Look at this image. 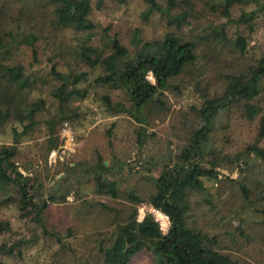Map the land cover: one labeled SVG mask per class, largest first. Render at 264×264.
<instances>
[{
  "label": "rangeland",
  "instance_id": "374dc122",
  "mask_svg": "<svg viewBox=\"0 0 264 264\" xmlns=\"http://www.w3.org/2000/svg\"><path fill=\"white\" fill-rule=\"evenodd\" d=\"M16 1L0 0V6L8 9V16H13L19 8ZM91 4L89 19L98 26L90 41L94 46L103 44V29H108L109 36H117L129 50L132 49L129 40L135 30L144 41L161 39L166 33L174 32L159 14L153 13L148 20H143L146 7L142 0H101L99 5L98 0H91ZM251 11H255L252 4L234 7L232 18L236 20L242 13ZM48 21L37 22L40 36L35 50L40 67L50 60V65H55L59 72L86 73L87 80L77 88L87 90L88 95L84 100L68 103V112L76 116L58 127L57 148L47 154L45 121L54 118L59 109V103L49 92L59 83L47 77V71L40 72L49 83L31 96L45 99L46 111L39 116L36 128L20 138L14 162L21 182L37 185L36 193L47 201L48 207L42 215V227L29 219H21L13 205L1 209L0 220L9 221L12 232L0 233V245L10 246L19 240L24 244L20 255L0 252V259L5 264H104L101 248L110 245L116 226L124 223L135 210L137 220L141 221L153 209L147 200L155 192L152 179L156 178L157 170L147 177L138 167L154 161L168 167L175 157L179 159L180 147L189 132L197 129L194 110L201 108L206 98L221 94L226 76L244 72L264 57V14H258L251 27L228 23L220 13H215L193 23L194 27L184 28L186 38L192 39L203 34L209 22L224 24L228 38L235 39L239 34L246 39V50L241 54L230 45H197L194 64L171 81L172 87L164 96L165 109L151 114L145 126L126 114L113 116L105 110L100 97L108 95L113 102L125 103L122 92L95 86L93 81L101 70L89 69L77 59L82 36L68 29L56 31ZM25 23L24 27L32 24ZM32 51L27 46L19 47L12 54L11 62L29 70ZM148 80L154 83L152 77ZM258 103L264 105V92ZM257 124L258 119L250 121L237 109L221 114L213 133L214 146L227 154L242 151L253 143ZM143 127V145L139 146L138 134ZM14 128L22 131L21 126L11 122L0 129V148L12 144ZM260 147L264 148V141ZM252 157L258 166L245 178L237 172L221 171L217 179H203L206 193L193 192L189 196L188 227L214 238L215 249L235 264H264V212L256 198V182L264 180V169L260 166L261 160ZM100 158L107 167L114 160L125 166L122 174L108 179L117 184L116 197L99 194L94 182L81 174V167L69 170L78 163L95 165ZM237 179L250 190L248 200L234 182ZM67 182L71 183V189H67ZM57 183L59 187L53 191ZM54 195L64 198L51 202L49 196ZM131 263L153 264L152 256L144 252Z\"/></svg>",
  "mask_w": 264,
  "mask_h": 264
},
{
  "label": "trees",
  "instance_id": "16d2710c",
  "mask_svg": "<svg viewBox=\"0 0 264 264\" xmlns=\"http://www.w3.org/2000/svg\"><path fill=\"white\" fill-rule=\"evenodd\" d=\"M17 1L19 8L13 16H8V9L0 6V129L8 122L22 127L21 132L12 129V144L0 148V211L13 205L21 219H29L40 227L48 203L37 195L33 185L21 182L14 162L20 138L36 128L39 116L46 111L45 99L32 98L31 94L48 85V79L40 74L43 70L47 71V77L59 83L52 86L49 92L59 103V109L54 118L45 121L48 154L57 148L58 127L76 116L68 112V103L86 99L88 91L77 88L80 82L87 80L86 73L59 72L55 65H50V60L40 67L35 50L40 36L37 29L39 20L48 19L56 31L68 29L81 35L77 59L89 69L101 70L93 84L120 91L126 100L125 103L113 102L110 96L102 95L100 101L105 110L113 116L126 114L145 126L149 124L151 114L165 109L164 96L172 87L171 81L194 64L197 45H230L241 54L246 50V39L239 34L235 39L228 38L224 24L209 22L204 33L192 39L186 38L184 28L194 27L196 25L193 23L215 13H220L228 23L251 27L255 17L264 14V0H142L146 7L142 19L146 21L151 14H159L174 32L166 33L161 39L144 41L139 31L135 30L129 40L132 46L129 50L117 36H109L108 29L102 31L101 46L90 44L98 29L89 19L91 0ZM250 4L254 5L255 11L242 13L236 20L232 18L231 10L234 7ZM25 21L32 24L24 27ZM21 46L33 50L29 70L11 62L12 54ZM149 74L154 83L148 80ZM263 92L264 57L244 72L226 76L221 94L206 98L202 107L194 110L197 129L189 132L186 142L178 151L179 159L175 157L168 167L158 161L146 162L145 167H138L147 177L154 169L157 170L156 178L152 179L155 192L149 196L147 203L168 217V231L162 234L151 214H145L138 221L135 210L124 223L116 226L110 245L101 248L104 264H132L131 261L144 252L151 254L153 264H235L229 256L215 249L214 238L188 227L189 196L193 192L206 193L203 179H217L221 171L237 172L245 178L258 166L252 156L261 160L260 166L264 169V148L260 147L264 141V105L258 103ZM233 109L242 111L250 121L258 119L257 133L252 144L236 154H227L216 149L213 133L219 116ZM71 113L72 116L69 115ZM140 130L137 142L142 146L144 127ZM78 167H81L82 175L94 182L99 194L117 196L116 182L108 179L124 172L122 163L114 160L107 167L100 158L95 165L78 163L69 170ZM104 180L106 183H103ZM234 182L243 198L248 200L250 190L240 180ZM256 187V198L264 212V180L256 182ZM63 198L49 196L51 202ZM11 232L10 222L0 220V233ZM23 244L21 240L10 246L1 244L0 252L8 256L20 255ZM0 264L5 263L0 259Z\"/></svg>",
  "mask_w": 264,
  "mask_h": 264
},
{
  "label": "built area",
  "instance_id": "2783aa9c",
  "mask_svg": "<svg viewBox=\"0 0 264 264\" xmlns=\"http://www.w3.org/2000/svg\"><path fill=\"white\" fill-rule=\"evenodd\" d=\"M149 76L151 77L150 74ZM151 215L154 217V221L158 224L159 229L162 232V234H166L169 228L168 217L165 214H163L161 211L154 209V208L151 211Z\"/></svg>",
  "mask_w": 264,
  "mask_h": 264
},
{
  "label": "water",
  "instance_id": "95a60500",
  "mask_svg": "<svg viewBox=\"0 0 264 264\" xmlns=\"http://www.w3.org/2000/svg\"><path fill=\"white\" fill-rule=\"evenodd\" d=\"M63 182H66V180L64 179ZM37 186V185H36ZM35 186V187H36ZM59 187V183L56 184L55 190H57V188ZM72 185L70 182H67V189H71ZM67 191H63V193L65 194Z\"/></svg>",
  "mask_w": 264,
  "mask_h": 264
},
{
  "label": "flooded vegetation",
  "instance_id": "af4514ba",
  "mask_svg": "<svg viewBox=\"0 0 264 264\" xmlns=\"http://www.w3.org/2000/svg\"><path fill=\"white\" fill-rule=\"evenodd\" d=\"M62 181H63V179H62ZM55 187H56V186H55ZM55 187L53 188V191H56V190H55Z\"/></svg>",
  "mask_w": 264,
  "mask_h": 264
}]
</instances>
